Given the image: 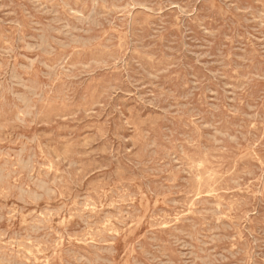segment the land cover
Wrapping results in <instances>:
<instances>
[{"label":"rangeland","instance_id":"rangeland-1","mask_svg":"<svg viewBox=\"0 0 264 264\" xmlns=\"http://www.w3.org/2000/svg\"><path fill=\"white\" fill-rule=\"evenodd\" d=\"M53 1L0 0V264H264V0Z\"/></svg>","mask_w":264,"mask_h":264},{"label":"bare ground","instance_id":"bare-ground-1","mask_svg":"<svg viewBox=\"0 0 264 264\" xmlns=\"http://www.w3.org/2000/svg\"><path fill=\"white\" fill-rule=\"evenodd\" d=\"M14 1H16V0H14ZM22 1H23V0H22ZM54 1H55V0H54ZM54 1H53V2H54ZM64 1H65V0H64ZM46 3H47V2H46ZM88 4H89V3H88ZM86 5H87V4H86ZM84 7H85V6H84ZM103 7H104V6H103ZM103 7H102V8H103ZM212 7H215V6H212ZM100 8H101V7H100ZM58 9H59V8H58ZM60 9H61V8H60ZM82 9H83V8H82ZM88 9H89V8H88ZM104 9H105V8H104ZM61 10H62V9H61ZM84 10H85V9H84ZM84 10H83V11H84ZM155 10H156V9H155ZM63 11H64V10H63ZM83 11H82V12H83ZM117 13H118V12H117ZM229 13H230V12H229ZM253 13H254V12H253ZM17 14H18V13H17ZM34 14H35V12H34ZM85 14H86V13H85ZM69 15H70V14H69ZM77 15H79V14H77ZM77 15H76V16H77ZM158 15H159V14H158ZM234 15H235V14H234ZM31 16H32V15H31ZM33 16H34V15H33ZM73 16H74V15H73ZM73 16H70V17H73ZM172 16H173V14H172ZM172 16H171V17H172ZM220 16H221V15H220ZM253 16H256V15L254 14ZM61 17H62V16H61ZM153 17H155V16L153 15ZM223 17H224V16H223ZM19 18H20V17H19ZM151 18H152V17H151ZM233 18H234V17H233ZM233 18H232V19H233ZM155 19H156V18H155ZM261 19H263V18H261ZM37 20H38V19H37ZM21 21H22V20H21ZM153 21H154V19H153ZM27 22H29V21H27ZM74 22H75V21H74ZM148 22H149V21H148ZM21 23H22V22H21ZM236 23H238V22L236 21ZM27 25H28V24H27ZM19 26H20V25H19ZM104 26H105V25H104ZM113 26H114V25H113ZM238 26H239V25H238ZM25 27H26V26H25ZM30 27H31V26H30ZM46 27H47V26H46ZM115 27H116V26H115ZM26 28H27V27H26ZM105 28H106V27H105ZM46 29H47V28H46ZM103 29H104V28H103ZM106 29H108V28H106ZM29 30H30V29H29ZM148 30H149V29H148ZM178 30H179V29H178ZM105 31H106V30H105ZM179 31H180V30H179ZM20 32H21V31H20ZM96 34H97V33H96ZM107 34H109V33H107ZM125 34H126V33H125ZM20 35H21V34H20ZM119 35H120V34H119ZM46 36H47V35H46ZM127 36H128V35H127ZM162 36H163V35H162ZM2 38H3V37H2ZM23 38H24V36H23ZM101 38H102V37H101ZM245 38H246V37H245ZM124 39H125V37H124ZM1 40H2V39H1ZM1 40H0V41H1ZM4 40H5V39H4ZM243 40H244V39H243ZM5 41H6V40H5ZM5 41H3V42H5ZM127 41H128V40H127ZM162 41H163V40H162ZM9 42H10V40H9ZM117 42H118V41H117ZM122 42H123V41H122ZM125 42H126V41H125ZM158 42H159V41H158ZM245 42H246V41H245ZM247 42H248V41H247ZM247 42H246V43H247ZM7 43H8V42H7ZM11 43H12V42H11ZM104 43H105V42H104ZM159 43H160V42H159ZM249 43H250V41H249ZM12 44H13V43H12ZM12 44H11V45H12ZM120 44H121V43H120ZM123 44H124V43H123ZM9 45H10V44H9ZM100 46H101V45H100ZM251 46H252V45H251ZM12 47H13V46H12ZM88 47H89V46H88ZM126 47H127V46H126ZM158 47H159V46H158ZM255 47H256V46H255ZM255 47H254V48H255ZM83 48H84V47H83ZM115 48H116V47H115ZM66 49H67V48H66ZM95 49H96V48H95ZM97 49H98V48H97ZM80 50H81V49H80ZM134 50H135V49H134ZM251 50H252V49H251ZM78 51H79V50H78ZM90 52H91V51H90ZM120 52H121V51H120ZM59 53H60V52H59ZM88 53H89V52H88ZM103 53H104V51H103ZM253 53H254V52H253ZM12 54H13V53H12ZM48 54H49V52H48ZM75 54H76V53H75ZM251 54H252V53H251ZM46 55H47V54H46ZM52 55H53V54H52ZM137 55H138V54H137ZM142 55H143V54H142ZM146 55H147V54H146ZM13 56H15V55H13ZM40 56H41V55H40ZM49 56H50V55H49ZM54 56H56V55H54ZM61 56H62V55H61ZM65 56H67V55H65ZM71 56H72V55H71ZM73 56H74V55H73ZM162 56H163V55H162ZM230 56H231V55H230ZM95 57H96V56H95ZM99 57H101V55H100ZM102 57H103V56H102ZM228 57H229V56H228ZM31 58H32V57H31ZM57 58H58V57H57ZM64 58H65V57H64ZM74 58H75V57H74ZM25 59H26V57H25ZM27 59H28V58H27ZM29 59H30V58H29ZM42 59H43V58H42ZM55 59H56V58H55ZM94 59H95V58H94ZM43 60H44V59H43ZM79 60H80V59H79ZM12 61H13V60H12ZM66 61H67V60H66ZM149 61H150V60H149ZM151 61H152V60H151ZM159 61H160V59H159ZM54 62H55V61H54ZM80 62H81V61H80ZM12 63H13V62H12ZM76 63H77V62H76ZM228 63H229V62H228ZM32 64H33V63H32ZM53 64H54V63H53ZM53 64H52V65H53ZM70 64H71V63H70ZM151 64H152V62H151ZM13 65H14V64H13ZM48 65H49V64H48ZM128 65H129V63H128ZM16 66H17V65H16ZM34 66H35V65H34ZM113 66H114V65H113ZM152 66H153V65H152ZM31 67H32V66H31ZM111 67H112V66H111ZM262 67H263V66H262ZM1 68H2V65H1ZM36 68H37V67H36ZM117 68H118V67H117ZM44 69H45V68H44ZM105 69H106V68H105ZM21 70H22V69H21ZM31 70H32V69H31ZM36 70H37V69H36ZM111 71H112V70H111ZM247 71H248V70H247ZM56 72H57V71H56ZM232 72H233V71H232ZM27 73H28V72H27ZM23 74H24V73H23ZM237 74H238V73H237ZM25 75H26V74H25ZM34 75H36V74H34ZM238 75H239V74H238ZM244 75H245V73H244ZM59 76H60V75H59ZM106 76H107V75H106ZM37 77H38V76H37ZM197 77H198V75H197ZM42 78H43V77H42ZM53 78H54V77H53ZM252 78H253V77H252ZM98 79H99V78H98ZM28 80H29V79H28ZM38 80H39V79H38ZM58 80H59V79H58ZM102 80H103V79H102ZM102 80H101V81H102ZM167 80H168V79H167ZM167 80H166V81H167ZM231 80H232V79H231ZM234 80H235V79H234ZM61 81H62V80H61ZM175 81H176V80H175ZM46 82H47V81H46ZM56 82H57V81H56ZM232 82H233V81H232ZM234 82H235V81H234ZM252 82H253V81H252ZM50 83H51V82H50ZM61 83H62V82H61ZM238 83H239V82H238ZM238 83H237V84H238ZM28 84H29V83H28ZM93 84H94V83H93ZM93 84H92V85H93ZM259 84H260V83H259ZM89 85H90V84H89ZM95 85H96V84H95ZM251 85H252V84H251ZM251 85H250V86H251ZM27 86H28V85H27ZM50 86H51V85H50ZM263 86H264V85H263ZM186 87H187V86H186ZM88 88H89V87H88ZM38 89H39V88H38ZM171 89H172V87H171ZM39 91H40V89H39ZM39 91H38V92H39ZM88 91H89V89H88ZM197 91H198V90H197ZM95 92H96V91H95ZM201 92H202V91H201ZM236 92H237V91H236ZM5 93H6V92H5ZM163 93H164V92H163ZM197 93H198V92H197ZM241 93H242V92H241ZM244 93H245V92H244ZM3 94H4V93H3ZM93 94H94V93H93ZM96 94H97V93H96ZM50 95H51V94H50ZM53 95H54V94H53ZM194 95H195V94H194ZM199 95H200V94H199ZM8 96H9V95H8ZM10 96H11V95H10ZM196 96H197V95H196ZM200 96H201V95H200ZM240 96H241V94H240ZM244 96H245V94H244ZM48 97H49V96H48ZM205 97H206V96H205ZM246 97H247V96H246ZM248 97H249V96H248ZM10 98H11V97H10ZM5 99H6V98H5ZM177 99H178V98H177ZM179 99H180V98H179ZM247 99H248V98H247ZM0 100H2V99H0ZM87 101H88V100H87ZM194 101H195V100H194ZM5 102L7 103V101H5ZM41 102H42V101H41ZM238 102H239V101H238ZM13 103H14V102H13ZM19 103H21V102L19 101ZM34 103H35V102H34ZM46 103H47V101H46ZM203 103H204V102H203ZM0 104H1V103H0ZM8 104H9V103H8ZM44 104H45V103H44ZM63 104H64V103H63ZM17 105H18V103H17ZM40 105H42V104H40ZM86 105H87V104L85 103L83 106H86ZM240 105H241V104H240ZM242 105H243V104H242ZM259 105H260V104H259ZM2 106H3V105H2ZM10 106H11V104H10ZM21 106H22V104H21ZM21 106H20V107H21ZM207 106H208V105H207ZM257 106H258V105H257ZM22 107H23V106H22ZM53 107H54V106H53ZM205 107H206V106H205ZM51 108H52V107H51ZM61 108H62V107H61ZM244 108H245V107H244ZM11 109H12V108H11ZM69 109H70V108H69ZM69 109H68V110H69ZM209 109H210V108H209ZM220 109H221V108H220ZM260 109H261V108H260ZM9 110H10V109H9ZM12 110H13V109H12ZM48 110H49V109H48ZM201 110H202V109H201ZM223 110H224V109H223ZM0 111H1V110H0ZM32 111H33V110H32ZM45 111H46V110H45ZM52 111H53V110H52ZM55 111H56V110H55ZM1 112H3V111H1ZM9 112H10V111H9ZM58 112H59V111H58ZM205 112H206V111H205ZM262 112H263V111H262ZM61 113H62V112H61ZM64 113H65V112H64ZM43 114H44V113H43ZM178 114H179V113H178ZM222 114H223V113H222ZM229 114H230V113H229ZM0 115H1V114H0ZM20 115H21V114H20ZM205 115H206V114H205ZM205 115H203V116H205ZM225 115H226V114H225ZM232 116H233V115H232ZM232 116H231V117H232ZM21 117H22V115H21ZM234 117H235V116H234ZM234 117H233V118H234ZM25 118H27V117H25ZM5 119H7V118H5ZM10 119H11V118H9V121H10ZM193 119H194V118H193ZM178 120H179V119H178ZM190 120H191V119H190ZM5 121H6V120H5ZM246 121H247V120H246ZM256 122H257V121H256ZM3 123L5 124V122H3ZM7 123H9V122H7ZM7 123H6V124H7ZM14 123H16V122H14ZM18 123H19V122H17V124H18ZM191 123H192V122H191ZM247 123H248V122H247ZM247 123H246V124H247ZM259 123H260V122H259ZM20 124H21V123H20ZM27 124H28V123H27ZM148 124H149V123H148ZM159 124H160V123H159ZM262 124H263V123H262ZM23 125H24V124H23ZM157 125H158V124H157ZM177 125H178V124H177ZM258 125H259V124H258ZM149 126H150V125H149ZM2 127H3V126H2ZM2 127H1V128H2ZM154 127H156V126H154ZM183 127H184V126H183ZM159 128H160V127H159ZM254 128H255V127H254ZM256 128H257V127H256ZM256 128H255V129H256ZM261 128H262V127H261ZM11 129L13 130V128H11ZM148 129H149V128H148ZM148 129H147V130H148ZM151 129H152V128H151ZM153 129H154V128H153ZM192 129H193V128H192ZM0 130H1V129H0ZM138 130H139V129H138ZM180 130H181V129H180ZM187 130H188V129H187ZM101 131H102V130H101ZM139 131H140V130H139ZM139 131H138V132H139ZM141 131H142V130H141ZM153 131H154V130H153ZM176 131H177V130H176ZM157 132H158V131H157ZM232 132H233V131H232ZM11 133H13V132H11ZM11 133H10V135H11ZM98 133H100V132H98ZM140 133H141V132H140ZM152 133H154V132H152ZM188 133H189V132H188ZM199 133H200V132H199ZM256 133H257V131H256ZM193 134H194V133H193ZM101 135H102V133H101ZM103 135H104V134H103ZM200 135H202V134H200ZM99 136H100V135H99ZM155 136H156V135H155ZM189 136H190V134H189ZM195 136H196V135H195ZM14 137H15V136H14ZM138 137H139V136H138ZM173 137H174V136H173ZM177 137H178V136H177ZM179 137H180V136H179ZM198 137H200V136H198ZM217 137H219V136H217ZM262 137H264V135H263ZM183 138H184V137H183ZM20 139H21V138H20ZM141 139H142V138H141ZM180 139H181V138H180ZM198 139H199V138H198ZM205 139H206V138H205ZM220 139H221V138H220ZM38 140H39V139H38ZM138 140H139V138H138ZM181 140H182V139H181ZM193 140H194V139H193ZM10 141H11V140H10ZM199 141H200V140H199ZM2 142H3V141H2ZM28 142H29V141H28ZM66 142H67V141H66ZM68 142H69V141H68ZM132 142H133V141H132ZM139 142H140V141H139ZM157 142H158V141H157ZM183 142H184V140H183ZM186 142H187V141H186ZM201 142H202V141H201ZM10 143H11V142H10ZM35 143H36V142H35ZM64 143H65V142H64ZM147 143H148V142H147ZM177 143H178V142H177ZM242 143H243V142H242ZM248 143H249V142H248ZM13 144H14V143H13ZM22 144H23V143H22ZM27 144H28V143H27ZM27 144H26V145H27ZM29 144H30V142H29ZM37 144H38V143H37ZM178 144H179V143H178ZM249 144H250V143H249ZM252 144H254V143H252ZM23 145H24V144H23ZM32 145H33V144H32ZM38 145H39V144H38ZM40 145H41V144H40ZM70 145H71V143H70ZM182 145H183V144H182ZM184 145H185V144H184ZM193 145L195 146V144H193ZM216 145H217V144H216ZM225 145H226V144H225ZM227 145H228V144H227ZM257 145H258V144H257ZM257 145L255 144V146H257ZM205 146H206V145H205ZM211 146H212V144H211ZM234 146H235V145H234ZM242 146H243V145H242ZM247 146H248V145H247ZM20 147H22V146H20ZM30 147H31V146H30ZM39 147H40V146H39ZM67 147H68V146H67ZM184 147H185V146H184ZM227 147H228V146H227ZM239 147H240V146H239ZM249 147H250V146H249ZM261 147H262V146H261ZM8 148H9V147H8ZM22 148H23V147H22ZM46 148H47V147H46ZM140 148H141V147H140ZM208 148H209V147H208ZM257 148H258V147H257ZM18 149H19V148H18ZM40 149H41V148H40ZM66 149H67V148H66ZM138 149H139V148H138ZM142 149H143V148H142ZM182 149H183V148H182ZM67 150H68V149H67ZM186 150H187V149H186ZM192 150H193V149H192ZM3 151H4V150H3ZM8 151H10V149H9ZM41 151H42V150H41ZM71 151H72V150H71ZM71 151L69 150V152H71ZM170 151H171V150H170ZM172 151H174V150H172ZM195 151H196V150H195ZM200 151H201V150H200ZM259 151H260V150H259ZM6 152H7V151H6ZM15 152H16V151H15ZM25 152H26V151H25ZM27 152H28V151H27ZM74 152H75V150H74ZM175 152H176V151H175ZM175 152H173V153H175ZM188 152H189V151H188ZM191 152H192V151H191ZM219 152H220V151H219ZM234 152H236V151H234ZM16 153H17V152H16ZM59 153H60V152H59ZM64 153H65V152H64ZM257 153H258V152H257ZM0 154H2V153H0ZM23 154H24V153H23ZM25 154H26V153H25ZM187 154H188V153H187ZM224 154H225V153H224ZM65 155H67V154H65ZM68 155H69V154H68ZM136 155H137V154H136ZM136 155H135V156H136ZM183 155H184V154H183ZM189 155H190V154H188V156H189ZM200 155H201V153H200ZM215 155H216V154H215ZM221 155H222V154H221ZM262 155H263V154H262ZM10 156H11V155H10ZM71 156H72V155H71ZM201 156H202V155H201ZM201 156H199V157H201ZM253 156H254V155H253ZM7 157H8V156H7ZM12 157H14V156H12ZM16 157H17V156H16ZM22 157H23V156H22ZM37 157H38V156H37ZM37 157H36V158H37ZM180 157H181V156H180ZM183 157H184V156H183ZM190 157H193V156H192V153H191ZM196 157H197V156H196ZM219 157H220V156H219ZM236 157H237V156H236ZM48 158H49V157H48ZM72 158H73V157H72ZM136 158H137V157H136ZM146 158H147V157H146ZM197 158H198V157H197ZM205 158H206V157H205ZM26 159H27V158H26ZM50 159H52V157H50L49 160H50ZM67 159H68V158H67ZM182 159H183V158H182ZM199 159H200V158H199ZM3 160H4V159H3ZM5 160H7V159H5ZM23 160H24V157H23ZM37 160H38V158H37ZM149 160H150V158H149ZM186 160H187V159H186ZM191 160H193V159H191ZM197 160H198V159H197ZM8 161H9V160H8ZM17 161H18V160H17ZM42 161H44V160H42ZM157 161H158V160H157ZM168 161H169V160H168ZM199 161H200V160H199ZM260 161H261V160H260ZM53 162H54V161H53ZM100 162H101V161H100ZM164 162H166V161L164 160ZM204 162H205V161H204ZM212 162H213V160H212ZM233 162H234V161H233ZM242 162H243V161H242ZM244 162H245V161H244ZM256 162H258V161L256 160ZM263 162H264V161H263ZM2 163H6V162L3 161ZM31 163H33V162H31ZM103 163H104V162H103ZM125 163H126V162H125ZM185 163H186V161H185ZM207 163H209V162H207ZM237 163H238V162H237ZM26 164H27V163H25V165H26ZM47 164H48V163H47ZM98 164H99V163H98ZM129 164H130V163H129ZM163 164H164V163H163ZM179 164H180V163H179ZM222 164H223V163H222ZM231 164H232V163H231ZM11 165H13V164H11ZM18 165H20V164H18ZM21 165H22V164H21ZM25 165H24V166H25ZM121 165H122V164H121ZM143 165H144V164H143ZM148 165H149V164H148ZM196 165H199V164H196ZM223 165H224V164H223ZM247 165H248V164H247ZM0 166H1V164H0ZM91 166H92V165H91ZM117 166H119V165H117ZM130 166H131V165H130ZM144 166H145V165H144ZM155 166H156V165H155ZM158 166H159V165H158ZM186 166H187V165H186ZM215 166H216V165H215ZM218 166H220V165L218 164ZM262 166H264V164H262ZM7 167H8V166H6V168H7ZM52 167H53V166H52ZM82 167H83V166H82ZM124 167H125V166H124ZM138 167H139V166H138ZM194 167H195V166H194ZM197 167H198V166H197ZM230 167H232V166H230ZM234 167H235V166H234ZM32 168H33V167H32ZM38 168H39V167H38ZM85 168H86V167H85ZM99 168H100V167H99ZM116 168H117V167H116ZM219 168H221V167H219ZM239 168H240V167H239ZM24 169H26V168H24ZM28 169H29V168H28ZM56 169H57V168H56ZM118 169H119V168H118ZM120 169H121V168H120ZM127 169H128V168H127ZM127 169H125V171H126ZM181 169H182V168H181ZM193 169H194V168H193ZM202 169H205V167L202 168ZM210 169H211V166H210L209 170H210ZM230 169H231V168H230ZM10 170H11V169H10ZM10 170H9V172H10ZM26 170H27V169H26ZM67 170H68V169H67ZM93 170H94V169H93ZM129 170H131V169H129ZM134 170H135V169H134ZM168 170H169V168H168ZM186 170H187V169H186ZM191 170H192V169H191ZM206 170H208V169H206ZM216 170H217V169H216ZM221 170H223V169H221ZM77 171H78V170H77ZM83 171H85V170H83ZM110 171H111V170H110ZM131 171H132V170H131ZM131 171H130V172H131ZM169 171H170V170H169ZM173 171H174V170H173ZM198 171H199V170H198ZM242 171H243V170H242ZM242 171H241V172H242ZM248 171H249V170H248ZM41 172H42V171H41ZM61 172H62V171H61ZM90 172H91V171H90ZM90 172H89V173H90ZM116 172H117V171H116ZM134 172H135V171H134ZM174 172H175V171H174ZM203 172H204V171H203ZM203 172H202V173H203ZM235 172H236V171H235ZM13 173H14V170H13ZM28 173H30V172H28ZM28 173H27V174H28ZM43 173H44V172H43ZM43 173H42V174H43ZM78 173H79V172H78ZM81 173H82V172H81ZM207 173H208V172H207ZM209 173H210V172H209ZM211 173H212V172H211ZM216 173H217V172H216ZM225 173H226V172H225ZM236 173H237V172H236ZM258 173H259V172H258ZM5 174H6V173H5ZM27 174H26V175H27ZM97 174H98V173H97ZM108 174H109V173H108ZM150 174H151V173H150ZM199 174H200V173H199ZM205 174H206V173H205ZM13 175H14V174H13ZM58 175H59V174H58ZM64 175H65V174H64ZM74 175H75V173H74ZM94 175H95V174H94ZM133 175H134V174H133ZM152 175H153V174H152ZM193 175H194V174H193ZM27 176H28V175H27ZM158 176H159V175H158ZM185 176H186V175H185ZM188 176H189V175H188ZM204 176H205V175H204ZM207 176H210V175H207ZM214 176H215V175H214ZM222 176H223V175H222ZM222 176H221V177H222ZM71 177H72V176H71ZM75 177H76V176H75ZM189 177H190V176H189ZM191 177H195V176H191ZM225 177H226V176H225ZM242 177H243V176H242ZM7 178H8V177H7ZM7 178H6V179H7ZM30 178H31V176H30ZM52 178H53V177H52ZM66 178H67V177H66ZM197 178H198V177H197ZM219 178H220V176H218V179H219ZM222 178H223V177H222ZM226 178H227V177H226ZM8 179H9V178H8ZM34 179H35V178H34ZM54 179H55V178H54ZM56 179H57V178H56ZM56 179H55V180H56ZM58 179H59V178H58ZM82 179H83V178H82ZM102 179H103V178H102ZM170 179H171V178H170ZM187 179H188V178H187ZM206 179H207V178H206ZM215 179H216V178H215ZM220 179H221V178H220ZM235 179H236V178H235ZM259 179H260V178H259ZM2 180H3V178H2ZM35 180H36V179H35ZM38 180H39V179H38ZM48 180H50V179H48ZM59 180H60V179H59ZM62 180H63V179H62ZM64 180H65V179H64ZM64 180H63V181H64ZM80 180H81V179H80ZM103 180H104V179H103ZM146 180H148V179H146ZM163 180H164V179H163ZM174 180H175V179H174ZM5 181H8V180H4V182H5ZM96 181H97V180H96ZM113 181H114V180H113ZM153 181H154V180H153ZM213 181H214V180H213ZM243 181H244V180H243ZM255 181H256V180H255ZM4 182H3V184H4ZM34 182H36V181H34ZM38 182H39V181H38ZM42 182H43V181H42ZM42 182H41V184H43ZM66 182H67V181H66ZM85 182H86V181H85ZM92 182H93V181H92ZM161 182H162V181H161ZM210 182H211V181H210ZM215 182H217V181H215ZM224 182H225V181H224ZM247 182H248V181H247ZM252 182H253V181H252ZM31 183H32V182H31ZM51 183H52V182H51ZM62 183H63V182H62ZM74 183H75V182H74ZM89 183H91V182H89ZM122 183H123V182H122ZM220 183H221V182H220ZM220 183H219V184H220ZM243 183H244V182H243ZM255 183H256V182H255ZM64 184H65V183H64ZM224 184H225V183H224ZM256 184H258V183H256ZM33 185H35V184H33ZM36 185H38V184H36ZM48 185H49V184H48ZM124 185H125V184H124ZM164 185H165V184H164ZM212 185H213V184H212ZM228 185H229V184H228ZM231 185H232V184H231ZM0 186H1V185H0ZM38 186H40V185H38ZM70 186H71V185H70ZM81 186H82V185H81ZM141 186H142V185H141ZM154 186H155V185H154ZM176 186H177V185H176ZM181 186H183V185H181ZM203 186H205V185H203ZM216 186H217V185H216ZM220 186H221V185H220ZM250 186H251V185H250ZM99 187H100V186H99ZM119 187H120V186H119ZM151 187H152V186H151ZM196 187H197V186H196ZM196 187H195V188H196ZM198 187H200V186H198ZM241 187H243V186H241ZM244 187H246V186H244ZM15 188H16V187H15ZM180 188H181V187H180ZM235 188H236V187H235ZM54 189H55V188H54ZM72 189H73V188H72ZM76 189H77V188H76ZM130 189H131V188H130ZM216 189H217V188H216ZM236 189H237V188H236ZM248 189H249V188H248ZM262 189H264V188H262ZM18 190H19V189H18ZM20 190H21V189H20ZM23 190H24V189H23ZM74 190H75V189H74ZM93 190H94V189H93ZM100 190H101V189H100ZM123 190H126V189H123ZM184 190H185V189H184ZM193 190H194V189H193ZM254 190H255V189H254ZM25 191H26V190H25ZM27 191H28V190H27ZM32 191H33V190H32ZM34 191H35V190H34ZM116 191H117V190H116ZM212 191H213V190H212ZM212 191H211V192H212ZM219 191H220V190H219ZM242 191H243V190H242ZM96 192H97V191H96ZM146 192H147V191H146ZM148 192H149V191H148ZM196 192H197V191H196ZM19 193H20V192H19ZM24 193H25V192H24ZM24 193H23V194H24ZM28 193H29V191H28ZM28 193H27V194H28ZM32 193H33V192H32ZM88 193H89V192H88ZM88 193H87V194H88ZM118 193H120V191H118ZM150 193H151V192H150ZM171 193H172V192H171ZM186 193H187V192H186ZM261 193H262V192H261ZM21 194H22V193H20V195H21ZM23 194H22V195H23ZM25 194H26V193H25ZM143 194H144V193H143ZM200 194H201V193H200ZM211 194H212V193H211ZM211 194H210V195H211ZM213 194H214V193H213ZM213 194H212V195H213ZM219 194H220V193H219ZM28 195H29V194H28ZM31 195H32V194H31ZM35 195L37 196V194H34L33 197H34ZM109 195H111V194H109ZM120 195H121V194H120ZM144 195H145V194H144ZM152 195H153V194H152ZM152 195H151V196H152ZM187 195H188V194H187ZM214 195H215V194H214ZM224 195H225V194H224ZM255 195H256V194H255ZM78 196H79V195H78ZM95 196H96V195H95ZM100 196H101V195H100ZM112 196H113V195H112ZM153 196H154V195H153ZM160 196H161V195H160ZM188 196H189V195H188ZM202 196H203V195H202ZM207 196H208V195H207ZM207 196H206V197H207ZM227 196H228V195H227ZM227 196H226V197H227ZM233 196L235 197V195H233ZM21 197H22V196H21ZM30 197H31V196H29L28 198H30ZM104 197H105V196H104ZM181 197H182V196H181ZM199 197H200V196H199ZM218 197H219V196H218ZM253 197H254V196H253ZM51 198H52V196H51ZM72 198H73V197H72ZM75 198H76V197H75ZM128 198H129V197H128ZM131 198H132V197H131ZM172 198H173V197H172ZM185 198H187V197H185ZM228 198H229V196H228ZM34 199H35V198H34ZM105 199H106V198H105ZM251 199H252V198H251ZM20 200H21V199H20ZM37 200H38V199H37ZM64 200H65V199H64ZM67 200H68V198H67ZM180 200H181V199H180ZM183 200H184V199H183ZM234 200H235V199H234ZM17 201H18V200H17ZM21 201H22V200H21ZM38 201H40V200H38ZM49 201H50V200H49ZM79 201H80V200H79ZM104 201H105V200H104ZM104 201H103V202H104ZM120 201H121V200H120ZM131 201H132V200H131ZM211 201H212V200H211ZM214 201H215V200H214ZM23 202H24V201H23ZM109 202H110V201H109ZM153 202H154V201H153ZM35 203H36V202H35ZM112 203H113V202H112ZM114 203H115V202H114ZM234 203H235V202H234ZM24 204H25V202H24ZM109 204H110V203H109ZM131 204H132V202H131ZM134 204H135V203H134ZM151 204H152V203H151ZM237 204H238V203H237ZM86 205H87V204H86ZM114 205H115V204H114ZM177 205H178V204H177ZM231 205H233V204H231ZM41 206H42V205H41ZM116 206H117V205H116ZM125 206H126V205H125ZM174 206H175V205H174ZM208 206H209V205H208ZM251 206H252V205H251ZM251 206H250V207H251ZM78 207H79V205H78ZM81 207H82V206H80V208H81ZM180 207H181V206H180ZM195 207H196V206H195ZM59 208H61V206H60ZM74 208H75V207H74ZM86 208H87V207H86ZM90 208H91V207H90ZM105 208H106V207H105ZM105 208H104V209H105ZM120 208H121V207H120ZM200 208H201V207H200ZM204 208H205V207H204ZM208 208H209V207H208ZM44 209H45V208H44ZM71 209H72V208H71ZM71 209H70V210H71ZM84 209H85V208H84ZM93 209H94V207H93ZM158 209H159V208H158ZM183 209H184V208H183ZM188 209H189V208H188ZM194 209H196V208H194ZM197 209H198V208H197ZM233 209H234V208H233ZM241 209H242V208H241ZM20 210H21V208H20ZM35 210H36V209H35ZM35 210H34V212H35ZM67 210H68V208H67ZM72 210H73V209H72ZM136 210H137V209H136ZM165 210H167V209H165ZM186 210H187V209H186ZM1 211H2V210H1ZM32 211H33V210H32ZM57 211H58V210H57ZM84 211H85V210H84ZM101 211H102V210H101ZM153 211H154V210H153ZM176 211H177V210H176ZM181 211H182V210H181ZM183 211H184V210H183ZM34 212H33V213H34ZM46 212H47V210H46ZM71 212H72V211H70V213H71ZM76 212H78V211L76 210ZM88 212H89V211H88ZM94 212H95V211H94ZM94 212H93V213H94ZM102 212H103V211H102ZM139 212H140V211H139ZM239 212H241V211H239ZM6 213H7V212H6ZM19 213H20V212H19ZM44 213H45V212H44ZM55 213H56V211H55ZM84 213H85V212H84ZM135 213H136V212H135ZM224 213H225V212H224ZM230 213H231V212H230ZM8 214H9V213H8ZM46 214H47V213H46ZM46 214H45V216H46ZM102 214H103V213H102ZM149 214H150V213H149ZM163 214H164V213H163ZM174 214H175V213H174ZM235 214H236V213H235ZM237 214H238V213H237ZM237 214H236V215H237ZM16 215H17V213H16ZM39 215L41 216L42 214H39ZM49 215L51 216V214H49ZM73 215H74V214H72L71 216H73ZM82 215H84V214H82ZM112 215H113V214H112ZM115 215H116V214H115ZM125 215H126V214H125ZM152 215H153V214H152ZM170 215H171V214H170ZM219 215H220V214H219ZM80 216H81V215H80ZM101 216H102V215H101ZM165 216H166V214H165ZM167 216H168V215H167ZM244 216H245V215H244ZM69 217H70V216H69ZM81 217H83V216H81ZM113 217H114V216H113ZM163 217H164V216H163ZM171 217H172V216H171ZM224 217H225V216H224ZM238 217H239V216H238ZM84 218H85V217H84ZM106 218H107V217H106ZM177 218H178V217H177ZM185 218H186V217H185ZM215 218H216V217H215ZM4 219H5V218H4ZM32 219H33V218H32ZM37 219H38V218H37ZM79 219H80V217H79ZM95 219H96V218H95ZM119 219H120V218H119ZM134 219H135V218H134ZM158 219H160V218H158ZM235 219H236V218H235ZM8 220H9V219H8ZM97 220H98V219H97ZM109 220H110V219H109ZM120 220H121V219H120ZM125 220H127V219H125ZM160 220H162V219H160ZM200 220H201V219H200ZM45 221H46V220H45ZM47 221H48V220H47ZM49 221H50V220H49ZM87 221H88V220H87ZM103 221H104V220H103ZM115 221H116V220H115ZM212 221H214V220H212ZM233 221H234V220H233ZM38 222H39V221H38ZM38 222H37V223H38ZM126 222H127V221H126ZM242 222H243V221H242ZM31 223H32V222H31ZM101 223H102V222H101ZM122 223H123V222H122ZM128 223H129V222H128ZM128 223H127V224H128ZM150 223H151V222H150ZM168 223H169V222H168ZM202 223H203V222H202ZM38 224H40V222H39ZM98 224H99V223H98ZM124 224H125V223H124ZM155 224H156V222H155ZM175 224H176V223H175ZM175 224H174V225H175ZM230 224H231V223H230ZM32 225H33V224H32ZM84 225H85V224H84ZM86 225H87V224H86ZM111 225H112V224H111ZM129 225H130V224H129ZM163 225H164V224H163ZM87 226H88V225H87ZM108 226H109V225H108ZM108 226H107V227H108ZM123 226H124V225H123ZM176 226H177V225H176ZM218 226H219V225H218ZM235 226H236V225H235ZM35 227H36V226H35ZM38 227H39V226H38ZM75 227H76V226H75ZM105 227H106V226H105ZM162 227H163V226H162ZM180 227H181V226H180ZM184 227H186V226H184ZM198 227H199V226H198ZM46 228H47V227H46ZM65 228H66V227H65ZM65 228H64V229H65ZM72 228H73V227H72ZM103 228H104V226H103ZM109 228H110V227H109ZM116 228H117V225H116ZM118 228H119V227H118ZM155 228H156V227H155ZM202 228H203V227H202ZM202 228H201V229H202ZM232 228H233V227H232ZM235 228H236V227H235ZM79 229H80V228H79ZM84 229H85V227H84ZM95 229H96V228H95ZM95 229H94V230H95ZM110 229H111V228H110ZM119 229H120V228H119ZM149 229H150V228H149ZM184 229H185V228H184ZM203 229H204V228H203ZM240 229H241V228H240ZM46 230H47V229H46ZM56 230H57V229H56ZM56 230H55V231H56ZM81 230H82V229H81ZM89 230H90V229H89ZM94 230H93V231H94ZM112 230H113V229H111V231H112ZM156 230H157V229H156ZM196 230H197V229H196ZM237 230H238V229H237ZM0 231H1V230H0ZM7 231H8V230H7ZM19 231H20V230H19ZM24 231L26 232V230H24ZM28 231H29V227H28ZM47 231H48V230H47ZM78 231H80V230H78ZM78 231H77V232H78ZM91 231H92V230H91ZM93 231H92V232H93ZM113 231H114V230H113ZM149 231H150V230H149ZM197 231H198V230H197ZM1 232H2V231H1ZM3 232H4V231H3ZM40 232H41V231H40ZM65 232H66V231H65ZM86 232H87V231H86ZM89 232H90V231H89ZM151 232H152V231H151ZM159 232H160V231H159ZM236 232H237V231H236ZM58 233H59V231H58ZM66 233H67V232H66ZM68 233H70V232H68ZM105 233H107V232H105ZM110 233H111V232H110ZM110 233H109V235H110ZM141 233H142V232H141ZM238 233H239V232H238ZM6 234H7V233H6ZM25 234H26V233H25ZM33 234H34V233H33ZM36 234H37V233H36ZM47 234H48V233H47ZM107 234H108V233H107ZM111 234H112V233H111ZM114 234H115V233H114ZM10 235H11V234H10ZM51 235H52V234H51ZM92 235H93V234H92ZM112 235H113V234H112ZM146 235H147V234H146ZM163 235H164V234H163ZM172 235H173V234H172ZM238 235H239V234H238ZM40 236H42V235H40ZM86 236H87V235H86ZM86 236H85V237H86ZM90 236H91V235H90ZM94 236H95V235H94ZM110 236H111V235H110ZM158 236H160V235H158ZM236 236H237V235H236ZM236 236H235V237H236ZM241 236H242V235H241ZM4 237H5V236H4ZM9 237H12V236H9ZM19 237H20V236H19ZM48 237H49V235L47 236V238H48ZM65 237H66V236H65ZM83 237H84V236H83ZM92 237H93V236H92ZM164 237H165V236H164ZM32 238H33V237H32ZM43 238H44V237H43ZM7 239H8V237H7ZM25 239H26V238H25ZM35 239H36V238H35ZM160 239H161V238H160ZM162 239H163V238H162ZM10 240H11V239H10ZM29 240H30V239H29ZM33 240H34V238H33ZM38 240H39V238H38ZM55 240H56V239H55ZM98 240H99V238H98ZM35 241H36V240H35ZM46 241H47V240H46ZM83 241H84V239H83ZM148 241H149V240H148ZM163 241H165V240H163ZM187 241H188V240H187ZM12 242H14V241H12ZM30 242H31V241H30ZM57 242H58V241H57ZM85 242H86V241H85ZM90 242H92V241H90ZM97 242H98V241H97ZM26 243H27V242H26ZM87 243H88V241H87ZM93 243H94V242H93ZM189 243H190V242H189ZM196 243H197V242H196ZM238 243H239V242H238ZM2 244H3V243H2ZM16 244H17V243H16ZM29 244H30V243H29ZM58 244H59V243H57V245H58ZM106 245H107V244H106ZM108 245H109V244H108ZM193 245H194V244H193ZM197 245H198V244H197ZM197 245H196V246H197ZM199 245H200V244H199ZM8 246H9V245H8ZM18 246L20 247V245L17 244V247H18ZM22 246H23V244H22ZM88 246H89V245H88ZM99 246H100V245H99ZM101 246H103V245H101ZM137 246H138V245H137ZM1 247H2V246H1ZM3 247H4V246H3ZM11 247H12V246H11ZM11 247H10V248H11ZM23 247H24V246H23ZM89 247H90V246H89ZM135 247H136V246H135ZM20 248H21V247H20ZM113 248H114V247H113ZM8 249H9V247H8ZM56 249H57V248H56ZM89 249H90V248H89ZM99 249H100V248H99ZM35 250H37V249H35ZM66 250H67V249H66ZM66 250H65V251H66ZM151 250H152V249H151ZM13 251H14V249H13ZM73 251H74V250H73ZM91 251H92V250H91ZM93 251H94V250H93ZM139 251H140V250H139ZM142 251H143V250H142ZM147 251H148V250H147ZM173 251H174V250H173ZM5 252H6V251H5ZM15 252H16V251H15ZM66 252H67V251H66ZM149 252H150V251H149ZM152 252H153V251H152ZM174 252H175V251H174ZM8 253H9V252H8ZM18 253L20 254L21 252H18ZM97 253H98V252H97ZM114 253H115V252H114ZM14 254H15V253H14ZM21 254H22V256L24 255V253H21ZM53 254H54V253H53ZM64 254H66V253H64ZM199 254H200V253H199ZM6 255H7V254H6ZM12 255H13V254H12ZM17 255H18V254H17ZM28 255H30V254H28ZM74 255H75V254H74ZM83 255H85V254H83ZM22 256H21V257H22ZM25 256H26V255H25ZM35 256H36V255H35ZM49 256H50V255H49ZM67 256H68V253H67ZM85 256H86V255H85ZM88 256H89V255H88ZM93 256H94V255H93ZM99 256H100V255H99ZM109 256H110V255H109ZM17 257H18V256H17ZM27 257H28V256H27ZM70 257L72 258V256H70ZM75 257H76V256H75ZM78 257H79V256H78ZM140 257H141V256H140ZM142 257H143V256H142ZM148 257H149V256H148ZM11 258H12V257H11ZM11 258H10V259H11ZM48 258H49V257H48ZM95 258H96V257H95ZM104 258H105V255H104ZM174 258H175V257H174ZM6 259H7V258H6ZM35 259H36V258H35ZM68 259H69V258H68ZM91 259H92V258H91ZM93 259H94V258H93ZM93 259H92V260H93ZM139 259H140V258H139ZM111 260H112V259H111ZM62 261H63V260H62ZM93 261H94V260H93ZM112 261H113V260H112ZM20 262H21V261H20ZM24 262H25V261H24ZM46 262H47V261H46ZM90 262H91V261H90ZM94 262H95V261H94ZM174 262H175V261H174ZM195 262H196V261H195ZM73 263H74V262H73ZM151 263H153V262H151ZM175 263H176V262H175ZM196 263H197V262H196ZM102 264H103V263H102ZM105 264H106V263H105ZM112 264H113V263H112ZM149 264H150V263H149Z\"/></svg>","mask_w":264,"mask_h":264}]
</instances>
